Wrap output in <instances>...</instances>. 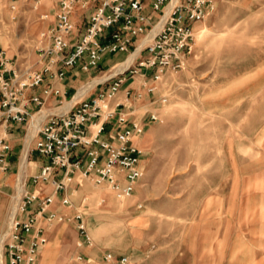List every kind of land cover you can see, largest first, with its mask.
Returning a JSON list of instances; mask_svg holds the SVG:
<instances>
[{
    "label": "rangeland",
    "instance_id": "rangeland-1",
    "mask_svg": "<svg viewBox=\"0 0 264 264\" xmlns=\"http://www.w3.org/2000/svg\"><path fill=\"white\" fill-rule=\"evenodd\" d=\"M212 1L213 9L195 25L184 68L167 75L154 93L136 103L137 113L152 107L161 111L162 120L147 122L139 137L142 174L134 190L118 197L107 182L95 184L76 172L70 183V213L82 212L91 243L77 244L81 236L74 221L41 219L45 243L53 254L45 258L46 264H92L84 259H95L105 251L127 254L129 264H176L184 223L178 217L183 212L191 217L199 206L223 211L224 195L230 199L227 210L233 230L264 228V0ZM42 12L37 0H0V49L7 57L12 55L21 65L34 59L36 38L45 26L39 18ZM73 19L79 27L84 24L78 8ZM117 65L103 69L100 64L90 74L79 75L73 98L67 96L48 110L68 107L79 91L83 95ZM137 80L138 75L132 74L124 82L133 86ZM161 94L167 98L164 104L148 105ZM33 119L17 129L18 156L24 129L29 133ZM25 140L26 136L20 164ZM30 158H35L34 152ZM20 175L19 170L13 186ZM17 193L14 187L13 200ZM210 196L215 200H208ZM137 203L141 205L136 207ZM220 222L217 219V228ZM240 237L233 235L234 243ZM242 252L238 248L231 263L227 258L225 263L237 264L241 254L247 255Z\"/></svg>",
    "mask_w": 264,
    "mask_h": 264
},
{
    "label": "built area",
    "instance_id": "built-area-1",
    "mask_svg": "<svg viewBox=\"0 0 264 264\" xmlns=\"http://www.w3.org/2000/svg\"><path fill=\"white\" fill-rule=\"evenodd\" d=\"M169 1H150L157 16L148 23L150 16L143 11L142 0H55L50 19L48 12L39 15L48 22L38 32L35 56L30 63L21 65L0 49V170L3 171L8 167L10 150L6 128L10 123L27 126L31 114L44 107L48 95L59 93L54 83L62 80L67 69L89 72L97 67L104 52L129 54L138 44H132L138 35L146 39L125 68L95 82L100 86L94 94L82 95L65 110L44 112L32 137V147L27 149V154L35 151L44 161L28 176L33 188L30 191L24 188L8 211L7 227L1 235L0 264H3L1 256L4 264H37L39 248L46 241L41 219L74 221L81 236L77 244L91 243L81 211L65 213L49 206L58 191L59 203L72 205L70 183L76 172L95 184L107 182L118 197L134 190L142 174L139 165L142 149L136 140L147 122L162 120L161 111L152 107L137 113L136 103L143 95L154 93L167 75L184 68L195 25L213 9L212 0H175L165 10ZM10 6L14 8L15 4ZM77 8L84 18L80 28L73 19ZM154 25L156 29L151 32ZM132 74L138 75L135 85L122 86L126 75ZM119 89L123 91L121 97L116 96ZM166 99L161 94L149 100L148 105L154 102L161 105ZM45 183L50 185L47 193L42 192ZM140 205L137 203L136 207ZM84 260L92 264L130 261L127 254L114 255L110 251Z\"/></svg>",
    "mask_w": 264,
    "mask_h": 264
},
{
    "label": "crops",
    "instance_id": "crops-1",
    "mask_svg": "<svg viewBox=\"0 0 264 264\" xmlns=\"http://www.w3.org/2000/svg\"><path fill=\"white\" fill-rule=\"evenodd\" d=\"M142 1L144 4L143 11L150 16L147 22L152 23L153 21H155L157 13L153 12L150 8L151 0ZM55 4V0H40V7L43 12H48V19L52 17V13L55 9ZM48 19H44L45 25L47 24ZM77 27H79V25H77ZM137 40L138 37L134 39L132 44H135L140 39L138 41ZM130 49L131 46H129V50ZM127 55L128 52H104L100 58L101 63H98L96 68L100 67L101 64V68L110 69L111 66H113L115 63L121 60L124 61ZM91 71L82 72L78 71L75 68L67 69L62 80L56 81L54 83V86L59 88V93H51L45 100L44 108L47 109L46 111H49L48 109H52L61 105L67 96L68 99H70L73 94L75 95V91L78 88L77 86L80 81L79 75H87L90 74ZM125 83L126 82H123L122 86H124ZM96 86L97 83H94V85L89 90L95 89ZM89 90L84 93L83 96L92 95L96 92L95 90L93 93L89 94ZM122 92V89H119L116 96L121 97ZM20 124L22 123H10V125L5 130L6 137L9 141L10 150L7 154L8 167L6 170H0V236L6 230L8 211L14 202V200L12 199V189H14L15 187L13 186V180L14 175L18 172L19 169V159L23 147L24 136L26 133V129H24L25 131L22 134V146L18 156V145L16 144V140L18 139V134H20V130H17ZM136 143L139 145V138L136 140ZM30 147H32V139L29 143L28 148ZM33 152L35 153L34 159L30 158ZM26 157L28 159H31L30 162L33 163L32 167H28V172L26 173L23 182L24 188L30 191L33 188V185L31 183H27V180H29L28 176L37 171L38 167L40 166V164H42L44 159L40 157L35 151H31V153L26 155ZM142 157L143 156H141L139 159L140 166L142 165ZM49 191L50 188L46 189V187L43 186L42 192L47 193ZM59 196L60 194L58 193L54 195V200L49 205L50 208L56 209L61 212L70 213L72 211L70 209L71 206L67 207L61 205L59 203ZM208 200H215V197L210 196ZM229 200V197L226 195L222 197V202L224 205L223 211L219 210V212H216L215 209L210 207H206L204 210V207L201 208V206H199L192 212L191 217L188 216V213L184 212L182 213L181 218L178 217L179 219L184 220V223L181 231L179 232V251L176 264H226V258L229 260V263H231V260H233L232 253L237 252L238 248L243 251L242 253L246 251L247 255L241 254L239 256V260H236L237 262L235 261V263L264 264V228H259L252 232L248 230L243 231L242 229L233 230L231 226V214L230 211L227 210L228 204L230 203ZM217 219L221 221L218 228L216 227ZM233 235H242L238 244L234 243L235 240L232 239ZM51 256H53L52 249L50 248L49 243H47L44 249L41 251L39 264H46L45 258H49ZM1 258L2 263L4 264V258L2 256Z\"/></svg>",
    "mask_w": 264,
    "mask_h": 264
},
{
    "label": "bare ground",
    "instance_id": "bare-ground-1",
    "mask_svg": "<svg viewBox=\"0 0 264 264\" xmlns=\"http://www.w3.org/2000/svg\"><path fill=\"white\" fill-rule=\"evenodd\" d=\"M175 0H170L169 2H168V4L165 6V10H167V8H168V6L171 4V3H173ZM154 27V26H153ZM156 29V27L153 29L152 28V30H151V32H153L154 30ZM145 40V38H141L137 43V46H136V48H135V50L139 47V45L143 42ZM145 42V41H144ZM143 42V43H144ZM134 50V51H135ZM138 50V49H137ZM132 51V53L130 52L128 55H127V57L124 59L125 61L124 62H122V63H119V62H121V61H123V60H121V61H119V62H117V63H119L118 65H117V70L116 71H114L113 73H115V72H117V71H120V70H122L123 68H125L132 60H133V57L137 54V52L138 51ZM117 63H115V64H117ZM114 64V65H115ZM113 65V66H114ZM113 66H111V68L113 67ZM110 68V69H111ZM103 79H105V78H103ZM102 79V80H103ZM95 82V81H94ZM93 84V83H92ZM91 84V85H92ZM89 87H90V84H89ZM86 89V88H85ZM76 91H77V89H76ZM75 91V92H76ZM83 92V91H82ZM86 93V92H85ZM73 96H74V94H73ZM73 96L71 97V99L73 98ZM80 96H82L81 94H80V91H79V94L77 93V95L75 96V99H78V98H80ZM70 99V100H71ZM74 101V100H73ZM73 101L68 105V107L73 103ZM68 107H66V108H64L63 107V109L62 110H64V109H67ZM47 109H45L44 107H42L41 108V110L40 111H38V112H35V113H32L31 114V116H30V119L32 120L33 119V117H35L36 116V118H34L33 119V121H32V123H31V126L29 127L30 128V130H29V133H28V131L26 132V134H25V136H26V140H25V147H24V153H23V158H22V161H21V164H20V162H19V169H18V172H19V170L21 171V175L19 176V178H18V182H16V184H15V189L16 190H18V193H17V200L20 198V196H21V194L23 193V182H24V177H25V173L27 172V170H28V166H29V162H28V160H30L31 161V159H28L27 157H26V154H27V149H28V147H29V143H30V141H31V139H32V137H33V135L35 134V131H36V129H37V126L39 125V123H40V121H41V119H42V116L44 115V112L46 111ZM29 119V120H30ZM29 120H28V123H29ZM27 123V124H28ZM92 127H93V125H92ZM26 130H27V128H26ZM28 137V138H27ZM31 167V166H30ZM19 174V173H18ZM16 200V199H15ZM15 200H14V203H16L15 202ZM16 200V201H17ZM15 208V205H13V209ZM1 237V236H0ZM1 244H2V242H1V238H0V254H1ZM46 245V243L44 244V246Z\"/></svg>",
    "mask_w": 264,
    "mask_h": 264
}]
</instances>
